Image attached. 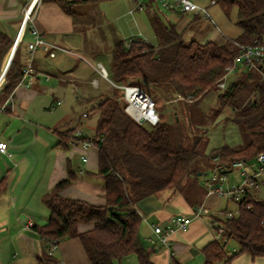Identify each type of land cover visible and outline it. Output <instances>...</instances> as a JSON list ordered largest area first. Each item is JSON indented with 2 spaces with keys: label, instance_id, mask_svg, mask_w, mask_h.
<instances>
[{
  "label": "trees",
  "instance_id": "16d2710c",
  "mask_svg": "<svg viewBox=\"0 0 264 264\" xmlns=\"http://www.w3.org/2000/svg\"><path fill=\"white\" fill-rule=\"evenodd\" d=\"M43 1H53L74 20L78 18L75 0ZM150 2L145 6L150 8ZM214 4L227 16L235 9V24L240 29L236 37L226 38L221 43L212 40L201 43L193 38L185 41L183 29L177 28V22L166 21L158 9H151L149 21L155 44L133 40L127 47L124 39L114 38L108 77L116 83H136L137 79L148 84L167 81L174 96L191 94L192 100L185 104L199 105L211 96L226 64L239 52L233 40L245 44L264 41V0H215ZM197 18L199 15L192 16V20ZM22 43L23 39H20L12 57L14 46L3 57L12 40L0 32V76L12 58L0 86V92L6 95L21 77L23 65L18 53ZM239 72L240 76L213 97L217 103L215 114L228 107L230 115L227 119L248 131L250 139L242 146L221 145L207 154L197 150V136L189 148L181 144L174 146L168 125L161 118L154 125L136 122L125 112L123 101L117 96L98 95L85 99L87 103L94 102L90 113L97 116L95 133L91 137L98 148L95 174L104 180L105 204L94 205L60 195L76 176L68 160L67 176L57 181L43 197L50 209L47 223L33 226L43 241L44 257L48 240L59 243L77 237L90 264H114L129 254L136 255L138 264H153L148 245L139 236L142 217L135 209L136 202L149 194L169 198L179 193L186 178L195 175L199 169L194 163L201 156H207L211 161L220 158L230 165L239 158L249 160L264 152V61H255L251 68L241 66ZM64 132L59 143L67 146L73 129ZM4 188L2 179L0 192ZM247 205L251 207L247 208ZM262 220L264 199L247 195L240 202L237 216L224 217L219 222L227 237L237 241L239 253L246 252L255 258L264 256ZM79 223H92L93 226L79 232ZM203 254L205 264H216L221 260L230 264L236 255H227L225 245L218 240L209 242L203 248ZM38 259L43 262L42 256Z\"/></svg>",
  "mask_w": 264,
  "mask_h": 264
},
{
  "label": "crops",
  "instance_id": "0c3cea01",
  "mask_svg": "<svg viewBox=\"0 0 264 264\" xmlns=\"http://www.w3.org/2000/svg\"><path fill=\"white\" fill-rule=\"evenodd\" d=\"M148 2L151 7L155 4L152 0H147L146 3ZM30 5L31 18L24 23L20 35L23 11ZM79 20H74L72 15L53 1L0 0V32L12 40L3 57L20 35L19 40L23 39V43L19 48L18 58L23 66L28 63L31 56L27 43L33 39L31 27L37 28L45 41L70 51L65 53L56 50L50 56V49L38 48L32 55V80L18 81L9 95L0 92V142L6 143L5 151H0V181L3 179L5 185L0 192V264H90L77 237L60 241L53 255L44 257L43 241L33 229V226L47 223L50 209L43 197L57 181L67 176L68 160L76 176L71 184L60 191V195L94 205L105 204L104 180L95 174L98 148L92 146L83 150L79 145L71 144L70 140L67 146L59 143L67 129L74 130L79 126L86 129L82 122L83 112L74 114L73 117L72 107L64 109L63 100H75L84 106L85 111L90 103L84 100L94 97L96 91L93 88L98 86V82L97 85L90 82L93 90L87 88V81L82 70L77 69V64L68 67L63 65L67 60L65 54L78 56L69 47L77 46L80 36L78 32L89 27V23L79 26ZM164 20L167 21L168 18ZM211 32L200 42L212 40L221 43L227 38L219 41L214 29ZM112 41L113 39L110 42L111 48ZM79 48L83 50V46ZM57 51L65 54L58 55ZM89 66L97 73L95 64L90 63ZM83 134L88 136L84 132ZM82 152L86 155V161L80 158ZM221 162L220 158H214L210 161L209 168ZM190 185L187 193L181 190L169 198L149 194L135 204V209L142 217L139 236L148 245L149 259L153 264H205L203 248L209 242L218 240L211 227L213 219L221 220L216 213L218 209L213 206V202L207 203L204 188L199 187L196 178ZM257 189L254 196L260 198ZM202 203L206 212L198 217L193 216L195 208ZM175 215L189 216L191 221L184 228L174 229L169 246L148 242V238L154 237L151 225H170L171 218ZM29 220L33 223L31 227L26 226ZM92 226V223H79L77 229L83 232ZM224 237L225 245L230 238L226 234ZM233 252L234 249L227 252V255ZM39 256H42L43 262L39 261ZM257 257H250L254 264L258 262L255 261ZM238 258L239 255H235L230 264H241ZM120 260L127 264H138L135 254H129ZM218 263L229 264L224 260Z\"/></svg>",
  "mask_w": 264,
  "mask_h": 264
},
{
  "label": "rangeland",
  "instance_id": "374dc122",
  "mask_svg": "<svg viewBox=\"0 0 264 264\" xmlns=\"http://www.w3.org/2000/svg\"><path fill=\"white\" fill-rule=\"evenodd\" d=\"M193 1L202 7H205L210 18L199 16V18L192 20L193 15L190 13L180 15L178 12L175 13L164 9L159 10L156 3L150 8L144 6L142 9H137L132 14H129L128 10L134 6V0L77 1L74 5V9L78 14L77 19H80L78 25L81 26L83 23H89L88 29H82L78 32L80 36H78L77 46L69 47L80 57L74 54H65L60 51H57V53L58 55H67V60L65 61V64L63 63L64 66L68 67L77 64V69L82 70L83 77H85L87 81V88H93L90 84V82L92 83L93 78L98 82L97 88H93L96 91V95L93 98L98 95H108L117 96L123 101V94L119 89L117 91V88H115L108 79L95 73L90 68L89 64H95L97 61H100L106 70H108L112 50L110 42L116 37L126 39L132 35L141 33V36L144 38L137 41L155 44V36L149 21L151 9H158L157 11L162 19L168 18V21L170 20L172 23L177 22V28H179V30L183 29V38L185 41H189L192 38L200 41L213 29L215 31L214 33L218 35L217 40L219 41L224 39V37L234 38L238 35L240 29L235 24V9H233L227 16L217 4H210L211 0ZM144 2L146 3L147 0H144ZM79 46H83V50H81ZM153 51H156V47ZM65 75L64 77H66ZM240 75L241 73L239 70L229 74L226 83L228 84ZM136 84L149 93L156 101L154 111L163 121H166L170 140L174 146L181 144L182 146L189 148L194 143V137L197 136V150L201 153L207 154L213 148L221 145L235 147L242 146L250 139L248 131L227 119L230 115V109L228 107H225L221 112L215 114L217 103L212 96L204 98L199 105L196 106L185 104L190 103V101L186 102L181 99H176V95L174 96V93L169 86V82L167 81L148 84L137 79ZM93 103L94 102H90L89 107L84 111V106H81V104L75 102V100L68 98L63 100L64 109L69 108V106L72 107L74 111L72 114L73 117L74 114L79 112L80 114L82 112H87L88 117L82 119L83 126L86 129L83 130L81 126H79V128L88 136L94 135L97 120V116L90 113V108ZM144 124L149 125L148 123ZM63 134H65V132H63ZM210 161L211 160L207 158V156H201L200 159L196 160L194 164L199 169L195 175L187 177L184 181L182 188L184 193L189 192L188 187L191 186L190 184L194 178L198 180L199 187L201 186L204 188L202 181L209 177L211 169L214 167L209 168V166H211ZM202 169H204L205 173L198 174ZM237 175L238 174L235 172L228 173L231 184H237L241 180L240 177L237 178ZM258 182L259 186L257 194L261 199H264V173L258 177ZM203 191H205V188ZM206 201L207 203L213 202V206L218 209L216 213L220 219L225 217V209H234L232 202H227L226 199L220 196H209ZM233 249V253L239 255L238 259L241 264H254L249 255L246 253H239V245L237 241L230 238L225 244V250L231 252ZM255 261H258L255 264H264V256L257 257ZM114 264L127 263L124 260H120L119 262L115 261Z\"/></svg>",
  "mask_w": 264,
  "mask_h": 264
},
{
  "label": "built area",
  "instance_id": "2783aa9c",
  "mask_svg": "<svg viewBox=\"0 0 264 264\" xmlns=\"http://www.w3.org/2000/svg\"><path fill=\"white\" fill-rule=\"evenodd\" d=\"M135 4L132 8L128 10L129 14H132L137 9H142L145 6L144 0H134ZM156 3L159 9L175 11L178 13H190L191 15H199L200 17L210 18L209 13L205 7H202L193 0H152ZM215 0H211L210 4H214ZM31 5L24 9L23 11V24L21 27V33L24 28V23L27 20H30ZM30 32L33 36V39L27 43V49L30 53V59L21 69L20 82L28 81L30 82L33 78V65H32V55L40 47H46L50 49L49 54L53 56L56 50L63 51L65 53L70 52L69 50L53 43L45 41L41 36L37 28L31 27ZM20 35L18 36L20 38ZM144 38L141 36V33L137 35H132L124 39V44L128 47L133 40H141ZM234 44L238 47L239 52L229 61L225 66V72L221 78L217 81L215 90L212 92L211 96L215 97L218 93H221L226 88V81L228 75L237 72L241 66L246 68H251L255 66V61L262 60L264 61V41L245 44L233 40ZM94 69L97 73L108 79L114 87L119 89L123 94L124 101V110L125 112L136 122L138 123H148L149 125L156 124L160 117L154 111L156 106V101L154 98L144 91L136 83H116L111 81L108 77L106 68L101 62H96ZM92 84L97 85V81L93 78ZM176 99L191 101L192 95H181L176 94ZM59 102V101H57ZM3 108V107H1ZM82 118L87 117V112L81 114ZM79 138V139H77ZM71 144H77L81 149L86 150L89 147L95 146L93 143V138L91 136H85L82 130L76 127L73 130L72 137L70 139ZM6 149V143L0 142V151L4 152ZM82 161H86V155L84 152L80 154ZM235 172L239 175L241 180L237 184H231L228 173ZM264 172V152L258 153L253 159H243L239 158L233 161L230 165L228 163H217L212 169L209 177L203 179L202 184L205 188V197L209 196H220L227 200V202H232L234 205L233 210L224 211L225 218H232L237 216L240 211V202L245 196H253L254 191L258 188L259 175ZM250 208V205L246 206ZM206 212L204 204L198 205L194 212L193 216L198 217ZM191 217L183 215H175L171 218V224L165 227H162L158 224H152V231L154 237L148 238V242L157 243L163 246H169L170 236L173 233L174 229L184 228L189 225ZM262 225H264V220H262ZM33 225L32 221L27 222V227ZM211 227L214 228L216 232V237L219 242L223 244L225 242V233L224 228L218 220L213 219L211 221ZM46 255L51 257L58 246V242L54 239L47 241ZM220 264V263H216Z\"/></svg>",
  "mask_w": 264,
  "mask_h": 264
},
{
  "label": "bare ground",
  "instance_id": "6f19581e",
  "mask_svg": "<svg viewBox=\"0 0 264 264\" xmlns=\"http://www.w3.org/2000/svg\"><path fill=\"white\" fill-rule=\"evenodd\" d=\"M11 57H12V54H11ZM11 57H10V59H11ZM10 59H9V61H8L7 66L5 67V69H4V71H3V73H2L1 76H0V84L4 81V75H5V72H6L7 68H8V65H9V63H10Z\"/></svg>",
  "mask_w": 264,
  "mask_h": 264
},
{
  "label": "water",
  "instance_id": "95a60500",
  "mask_svg": "<svg viewBox=\"0 0 264 264\" xmlns=\"http://www.w3.org/2000/svg\"><path fill=\"white\" fill-rule=\"evenodd\" d=\"M18 40H19V37L16 39V41L13 43V45L12 46H14V48H13V53H14V50H15V47H16V44H17V42H18ZM13 53H12V56H13ZM12 59V58H11ZM3 83V82H2ZM1 83V84H2ZM198 174H200L199 172H198Z\"/></svg>",
  "mask_w": 264,
  "mask_h": 264
}]
</instances>
